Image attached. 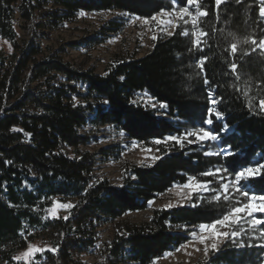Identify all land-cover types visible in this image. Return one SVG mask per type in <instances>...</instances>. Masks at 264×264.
<instances>
[{
  "label": "trees",
  "instance_id": "1",
  "mask_svg": "<svg viewBox=\"0 0 264 264\" xmlns=\"http://www.w3.org/2000/svg\"><path fill=\"white\" fill-rule=\"evenodd\" d=\"M184 6L183 0L175 5L172 0H0V40L11 49L0 51V264H24L17 253L37 239L56 249L39 254V264H152L186 244L194 227L221 218L252 195L264 196V169L247 178L241 190L249 197L243 202L232 191L225 201L221 182L201 175L227 169L221 174L228 182L240 170L264 164V111L259 107L264 54L249 42L238 43L237 53L230 55L231 43L264 39L260 0H226L219 8L214 0H200V10L207 11L197 24L207 33L203 51L193 48L196 29L179 20L173 35L159 36L148 54L116 58L102 75L67 61L60 48L42 44L47 31L75 22L81 13L119 10L151 19ZM108 25L103 35L116 30L114 22ZM185 29L188 36L181 35ZM202 57H207L204 71L198 67ZM232 63L238 65L235 73ZM139 94L166 102L165 115L139 102ZM210 94L224 114H213L211 126L204 123ZM106 126L156 148L161 159L149 166L124 162L120 187L98 178V157L118 160L122 152L111 146L88 149L91 136ZM199 127L220 132L219 142L183 148L155 143ZM222 148L229 154L205 155ZM193 176L211 180L215 189L197 194L196 206L154 210L142 223L124 220ZM58 200L73 203L68 219L49 216ZM257 218L264 219V213ZM108 223H117L118 231L101 243L100 228ZM244 229L239 238L244 247L230 239L197 264H264V247H256L262 240L253 238L248 247L249 237H258L264 224L255 232Z\"/></svg>",
  "mask_w": 264,
  "mask_h": 264
},
{
  "label": "rangeland",
  "instance_id": "2",
  "mask_svg": "<svg viewBox=\"0 0 264 264\" xmlns=\"http://www.w3.org/2000/svg\"><path fill=\"white\" fill-rule=\"evenodd\" d=\"M175 11L179 12V9L175 7ZM189 11L195 14L196 5L191 6ZM185 17L188 18L187 16ZM161 19L173 21L171 26H167V30L172 33L180 20L176 16H163ZM149 20L151 21V19ZM111 21L116 24V30L107 32L106 35H103L102 28L108 27V23ZM163 27H165V25L160 24L158 21H151L145 24L143 23V18L139 20L133 19L132 16L119 10L83 13V15L80 14L78 16L75 22L66 24L56 31H47V35L42 38V44L44 47L52 46L55 49L60 48L67 61L80 64L85 68H93L96 73L102 75L107 66L116 58L124 59L130 58L131 56L141 58L148 54L159 36L165 35L162 31ZM19 33L24 34L22 30H19ZM153 36L157 38L154 40ZM0 51L10 53L11 49L6 42L0 40ZM138 101L151 108H153L151 106L153 103L157 104V107L153 109L158 111L159 116L165 115L164 109L160 108L158 106L159 104L146 94H139ZM91 138L92 142L88 147L91 151L97 152L101 148L109 146L117 147V149L122 151L121 157L118 160L111 159L105 162L102 161L99 156L96 170V176L98 178H108L110 182L117 187L123 185L124 162L139 166H149L158 160L153 159V157H160V153L156 148H146L135 140L127 139L123 132L117 130L113 126L102 128L100 133L92 135ZM96 139L98 141H96ZM211 142H219V140ZM246 180L247 179H242L240 181V188L245 185ZM185 184L174 185L165 194L151 200L147 210L128 213L124 220L132 223H142L151 218L154 210L167 209L165 206L169 203L173 205L172 208L188 207L193 204V199L197 194L208 192L192 193L190 189L184 187ZM230 191L231 189H229V192ZM189 195H191L190 200L187 198ZM256 197L259 198L261 196ZM240 198L241 202H243V198L245 197L241 196ZM62 203H71L73 205L70 201H55L54 207H56V216H52L50 212L49 216L51 218L68 215L70 209H63L57 206ZM259 214L262 213L256 212L253 214V217L257 218ZM242 216H244V214H242ZM253 217H246V219L250 220ZM241 225H243L244 228L250 226L242 219L241 224L235 225L231 230L237 231L240 229ZM225 230L229 229H220V231ZM117 231V223H108L100 228L101 243L109 242ZM193 232L196 233L195 237L192 235ZM201 235H209V233L201 232L199 227H194L186 244L166 253L163 257L157 258L152 264H197L205 261L210 256L211 252L214 251L210 248L213 241L211 239L206 241L207 245H209V250L205 253V243H201L199 240ZM229 240L225 241V243ZM225 243L220 244L219 249L223 247ZM30 246L38 247L42 249V251L33 253L32 256L25 259L23 258L24 253ZM48 249H51V246L45 240L37 239L32 242L27 249L18 252L16 257H22V259L18 261H22L24 264H39L38 255L44 253Z\"/></svg>",
  "mask_w": 264,
  "mask_h": 264
},
{
  "label": "snow or ice",
  "instance_id": "3",
  "mask_svg": "<svg viewBox=\"0 0 264 264\" xmlns=\"http://www.w3.org/2000/svg\"><path fill=\"white\" fill-rule=\"evenodd\" d=\"M226 0H214L215 5L217 8L222 3H225ZM173 5L176 4V0H172ZM183 3L186 5L182 8H180L179 12L175 11V8H173V11L167 12L162 10L160 13H157L151 17V21H158L160 24L165 25V27L162 28V31L167 34L168 36H172L173 33L167 30V26H171L173 24L172 20H163L161 17L163 16H176L180 20H183L184 24H188L189 22L192 24L193 28L196 29L193 32V48H199L200 51H203V45L207 44V40L203 39L207 36V33L201 32L197 28L198 24V18L201 16H206L207 11L206 9L201 11L200 10V0H183ZM236 3H240V0H236ZM193 5H196V12L193 14L189 11V8ZM83 15V13H81ZM259 15L260 17L264 18V0H260V9H259ZM187 16L190 18V20H185L184 17ZM133 19L139 20L142 19L140 17H133ZM148 18H143V23L148 24L151 22ZM188 31L185 29L181 35L188 36ZM229 36H232L233 33H228ZM157 37L153 36V39L155 40ZM251 43L255 47L253 48V51L256 50V48H259L261 50V53L264 54V39H261L259 43L257 44V41L254 37L246 38L243 41H237L236 43H231L230 45V55H235L237 53V45L238 43ZM207 61V57H202L198 61V67L201 71H204V64ZM238 65L236 63H232L230 65V70L235 73ZM206 84L209 83L207 79L204 81ZM247 95V93H245ZM209 102L210 106L207 109V116L204 120V123L211 126L214 121L212 119L213 114L217 118H221L224 114L219 112L216 108V105L218 103L217 99H213L211 94L209 95ZM153 108L157 107V104L153 103L151 105ZM162 109H167V103L161 102L158 105ZM248 107L251 109L252 105L251 103L248 104ZM259 107L261 111H264V100L259 101ZM14 131L16 129H13ZM23 131V130H19ZM221 131H224L222 129ZM31 134H29L30 136ZM221 133L220 132H213L210 130H206L204 127H199L197 129H193L191 131H187L185 133L179 134V135H169L167 136L166 140L156 139L155 143L157 145L161 143H167V142H173L174 144H178L181 148L185 146V144H200L207 141H217L220 139ZM191 137V138H190ZM230 147V146H228ZM221 154H224L225 156L229 153L226 151V149H221L218 152L215 153H205V155H217L220 156ZM153 159H161V157H153ZM7 163H11V161H8ZM260 169H264V164H260L258 166H249L242 170H240L234 180H229L228 182H223L225 180V177L221 173H226L227 169H214L209 170L207 172L202 173L203 176H211L216 181L221 182V188L220 191L224 193V200H229V189L231 188V191L233 193L238 194L239 196H243L245 198L249 197V193L247 191H242L239 187V183L242 179H247L249 177H253L260 174ZM212 184L211 180L207 181H199L197 177L193 176L190 177L187 181V183L184 185V187L191 190L192 193H203L209 190L215 191V189H210V186ZM91 187V185H89ZM189 200L191 199V195L187 197ZM213 199L218 200L219 194L214 196ZM59 208L63 209H71L74 207L71 203H62L57 205ZM196 206V205H192ZM167 209H171L173 205L169 203L165 206ZM256 212L264 213V196L256 197L255 195H252L250 199H248L247 203L240 204L237 207L232 208L229 212L224 214L221 218L216 219L212 221L211 223H202L199 225V229L201 232H208L209 235H201L199 237V240L201 243H205V253L209 250V245H207L206 241L211 239L213 242L210 245V248L214 251H219V245L225 243V241L231 239L234 244H236L237 247L242 248L244 247V242L242 239H239L241 237V234L245 232V229L243 225H241L239 231H233L231 230L235 225L241 224V220L244 219L245 223H248L251 227V230L255 232L257 227L261 224H264V219H257L253 217V214ZM52 216H56V207H53L51 210ZM244 214V216H242ZM246 217H253L250 220H247ZM64 219H68V217H64ZM179 228L180 225H177ZM221 228H226L229 230L220 231ZM192 235L195 237L196 233L193 232ZM253 238L261 239L262 243L256 245V247H264V229H261L259 232L258 237H249V243L248 247H252L251 240ZM237 240H239V243H237ZM42 249L30 246L29 249L24 253L23 258H28L33 255V253H39ZM51 251L55 252L56 249H51ZM17 260L22 259V257H16Z\"/></svg>",
  "mask_w": 264,
  "mask_h": 264
}]
</instances>
